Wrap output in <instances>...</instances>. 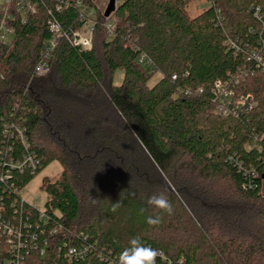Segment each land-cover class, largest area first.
Instances as JSON below:
<instances>
[{"label": "trees", "instance_id": "obj_1", "mask_svg": "<svg viewBox=\"0 0 264 264\" xmlns=\"http://www.w3.org/2000/svg\"><path fill=\"white\" fill-rule=\"evenodd\" d=\"M190 1L125 0L105 18L86 0L93 49L60 41L44 77L34 69L50 39L48 15L42 9L27 25L16 15V41L0 45V176L10 180L0 194L9 201L51 163L63 167L42 182L45 220L36 210L30 219L48 252L28 264H66L64 250L82 245L89 256L73 264H118L136 237L160 251L157 264H264V66L248 60L255 52L264 61V0H208L196 17ZM58 18L66 30L81 27L74 8ZM217 83L254 107L225 113ZM28 158L22 172L5 166ZM159 193L171 215L147 203Z\"/></svg>", "mask_w": 264, "mask_h": 264}, {"label": "built area", "instance_id": "obj_2", "mask_svg": "<svg viewBox=\"0 0 264 264\" xmlns=\"http://www.w3.org/2000/svg\"><path fill=\"white\" fill-rule=\"evenodd\" d=\"M115 1L116 8H118L125 0ZM71 8L78 11L81 27L78 29L71 28L66 30L58 17ZM42 9L48 15L50 39L45 43L40 59L35 66L34 75L36 77H44L50 73L54 52L56 51L59 42L62 40L66 41L74 48L91 51L93 49V34L96 27L95 10L89 7L86 0H5L4 5L0 8V45L12 46L16 41V15L20 16L23 25H27ZM104 11H102L103 14ZM262 15L261 10L257 8L254 12L255 19L262 21ZM105 28L109 37L112 38L115 27L108 19ZM263 33L264 32L260 34L261 41H263ZM232 47L237 49L236 44H232ZM251 59L256 60L259 65L264 66V61L260 53L257 54L254 52L248 60ZM138 61L143 65L150 63L145 54H142ZM173 80H176V76H173ZM216 90L220 95V98H223V100L221 99V107L227 114L239 116L249 112L255 105V101L251 96L232 100L233 93L223 89L222 83L216 84ZM232 101L234 102L232 103ZM227 102L231 103V105L226 107L225 104H227ZM17 132L24 143L23 131L17 129ZM24 147L27 149L25 143ZM32 161V158H28L24 163H5V166L9 169H16L22 172L28 162H31V166H33ZM8 181L10 182L8 177L0 176V185H3ZM1 189L4 188L0 186V190ZM21 192L22 191L15 190L14 198L9 201H7L4 194H0V264H28V258L32 253H37L43 258L46 256L48 252L47 249L50 246L48 241H44L43 244H38L37 236L31 231L33 225L30 223V219L32 218L33 210L38 211L39 221L45 220L44 210L40 211L34 206V204L26 202L21 196ZM39 221L34 223V229L36 230L41 229V223ZM57 234L58 230H51L50 235L54 236ZM61 251V249L56 250L58 258ZM89 253L90 248L87 245L67 247L64 250L63 260L66 264L85 261L89 256Z\"/></svg>", "mask_w": 264, "mask_h": 264}, {"label": "rangeland", "instance_id": "obj_3", "mask_svg": "<svg viewBox=\"0 0 264 264\" xmlns=\"http://www.w3.org/2000/svg\"><path fill=\"white\" fill-rule=\"evenodd\" d=\"M5 0H0V8L4 5ZM106 1H99L98 6L100 9H104ZM212 6L208 0H191L189 3L188 11L191 17H196L205 10ZM161 76L156 75L151 81V85L160 80ZM123 81V73L118 71L114 76L115 85L119 86ZM63 171L62 165L55 161L47 166L42 172H40L32 182L21 192L23 199L40 210H44L45 203L47 201V194L42 190V182L45 178L58 179ZM264 193V190H263Z\"/></svg>", "mask_w": 264, "mask_h": 264}, {"label": "clouds", "instance_id": "obj_4", "mask_svg": "<svg viewBox=\"0 0 264 264\" xmlns=\"http://www.w3.org/2000/svg\"><path fill=\"white\" fill-rule=\"evenodd\" d=\"M150 206L171 215L174 211L173 205L164 193L153 194L147 200ZM121 206L120 202L112 204V211L115 212ZM140 213L143 214L146 209L141 208ZM148 223L155 225L160 223V218H148ZM161 255L158 249L146 246L136 237L129 241V246L124 248L118 257V264H157V258Z\"/></svg>", "mask_w": 264, "mask_h": 264}, {"label": "water", "instance_id": "obj_5", "mask_svg": "<svg viewBox=\"0 0 264 264\" xmlns=\"http://www.w3.org/2000/svg\"><path fill=\"white\" fill-rule=\"evenodd\" d=\"M116 1L109 0V3L104 11V17L109 18L116 11Z\"/></svg>", "mask_w": 264, "mask_h": 264}, {"label": "crops", "instance_id": "obj_6", "mask_svg": "<svg viewBox=\"0 0 264 264\" xmlns=\"http://www.w3.org/2000/svg\"><path fill=\"white\" fill-rule=\"evenodd\" d=\"M93 1H94L95 5L97 6V8H99L98 2L101 1V0H93ZM103 1H106V2H105V5H104V9H100L99 8L101 11H104L106 9L108 3H109V0H103Z\"/></svg>", "mask_w": 264, "mask_h": 264}]
</instances>
